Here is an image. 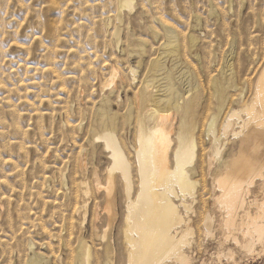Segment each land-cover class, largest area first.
<instances>
[{"label": "rangeland", "instance_id": "obj_1", "mask_svg": "<svg viewBox=\"0 0 264 264\" xmlns=\"http://www.w3.org/2000/svg\"><path fill=\"white\" fill-rule=\"evenodd\" d=\"M133 5L124 8L119 22L118 0H0V264H30L33 255L41 264H76L80 238L90 244V264H125L122 183L115 179L109 223L106 188L97 186L93 175L96 171L105 184L109 159L100 144L90 143L100 129L89 124L109 95L111 127L131 163L133 196L137 111L152 105L138 101V92L150 83L148 91L161 95L169 81L179 104H192L187 113L167 105L161 122L171 127L174 143L180 131L195 143L189 165L195 193L187 198L191 209L186 213L182 207L193 229L191 264H264V240L253 242L254 250L244 247L242 212L234 228L223 225L209 166L217 164L212 146L220 132L218 157L238 152L244 107L264 65V0H134ZM172 39L175 50L165 52ZM113 68L117 76L108 82ZM227 118L230 129L222 135ZM210 120L214 134L208 131ZM81 178L89 186L84 196L78 190ZM259 183H253L248 199L264 200ZM83 200L85 218L74 210ZM207 228L212 234L205 235ZM106 239L108 258L102 254Z\"/></svg>", "mask_w": 264, "mask_h": 264}, {"label": "bare ground", "instance_id": "obj_2", "mask_svg": "<svg viewBox=\"0 0 264 264\" xmlns=\"http://www.w3.org/2000/svg\"><path fill=\"white\" fill-rule=\"evenodd\" d=\"M133 1L118 0L117 18L119 22L124 8L132 9L135 6ZM118 30L116 26L113 31L117 41L120 38ZM168 34L170 38L175 37L171 29ZM173 41L172 39L165 44V52L175 50ZM159 65L161 69V64ZM154 66H158L157 62L154 63ZM132 71L135 70L132 69ZM117 73L118 71L116 72L113 68L108 82L112 81ZM149 87L153 86L150 83H144L142 90L138 92V101L149 100L152 105L150 110L146 107L140 108L137 111V121L135 119L137 130L135 194L131 195L133 187L131 163L120 145L115 130L111 127V114L108 105L111 98L109 95L104 96L100 101L99 113H97L95 121L89 122L91 130L100 129L92 134L93 140L90 143L100 144L107 152L109 159L103 173V176L105 174V184L100 181L96 171L93 173L94 181L97 186L106 188L105 209L109 223L114 216L112 195L115 179H119L120 184L122 183L125 214L121 231L125 264H191L193 254H189L187 249H191L192 238L190 239V235L193 233V229L189 226V217L184 216L182 207L186 213L191 209L187 198H193L195 193V182L189 175V165L193 164L195 156V143L192 138H185L181 131L177 134V142L174 143L171 138V127L161 122L163 118L167 117L165 114L168 110L166 109L167 105H169V109L181 108L184 113H187L192 104L191 102L184 106L179 104L177 92L171 81L167 82L166 88H164L165 92H168L161 95L150 93ZM254 90L250 103L244 107L246 117L240 126L242 135L239 139L238 152L223 158L221 155L218 157L219 149L216 145L221 138L220 132V138L214 136L212 146V157L217 158V164L209 163V166L214 167L213 180L217 190V193L213 195V201L220 212H223V225L228 230L234 228L237 215L242 212V216L246 220V228L243 231L244 247L248 250H254L253 242L264 240V200L258 201L255 197L248 199L255 181H260L259 184L264 191V65L261 66L257 75ZM232 114H237V112L233 111ZM210 121L208 131L214 134L213 122ZM230 125L231 118H227L221 128L222 135L227 133ZM211 168L209 167V169ZM78 183L80 193L83 196L87 195L89 192L88 183L83 179ZM85 207L86 204L83 200L75 205L74 210L77 213H82V217L85 218V213H87ZM249 208L251 209L249 210ZM204 218L206 226L209 227L207 221L211 217ZM204 233L205 235L212 234L209 228ZM104 236L105 234H103V238ZM234 239L237 241V237L234 236ZM87 243L88 241L85 242L82 238L78 240L76 264H90V244ZM32 246L31 241L30 247ZM110 252L111 242L106 239L102 246L104 258H108ZM30 264H41V262L33 255Z\"/></svg>", "mask_w": 264, "mask_h": 264}]
</instances>
